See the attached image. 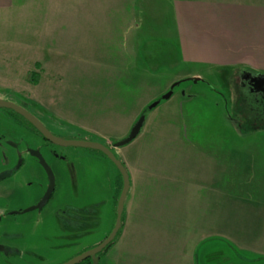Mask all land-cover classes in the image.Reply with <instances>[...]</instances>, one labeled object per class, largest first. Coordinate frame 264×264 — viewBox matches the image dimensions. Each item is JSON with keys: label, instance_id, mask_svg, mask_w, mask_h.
<instances>
[{"label": "rangeland", "instance_id": "obj_1", "mask_svg": "<svg viewBox=\"0 0 264 264\" xmlns=\"http://www.w3.org/2000/svg\"><path fill=\"white\" fill-rule=\"evenodd\" d=\"M100 1L98 8L94 0L88 6L81 0H15L0 13V97L29 94L50 130L110 146L127 168L121 230L98 264H264V104L254 101L257 95L236 68L180 59L173 16L178 0H145L153 4L151 13L137 0L134 15L132 0H120L119 8ZM132 20L143 24L135 31V61L127 62L119 46L134 30L117 25ZM197 73L201 79L192 80ZM245 100L259 114L255 118ZM141 114L138 135L114 147ZM70 152L72 159L54 162L55 188L45 207L0 227V264H61L111 230L117 169L97 150L67 147ZM145 166L156 184L143 189ZM175 166L195 167L191 172L203 185L192 193L200 204L177 201L184 196L177 183L159 185L165 178L160 169L174 173ZM205 183L222 187L206 190ZM240 183L241 189H227ZM165 187L170 197L161 194ZM201 234L231 243H210L200 252Z\"/></svg>", "mask_w": 264, "mask_h": 264}, {"label": "crops", "instance_id": "obj_2", "mask_svg": "<svg viewBox=\"0 0 264 264\" xmlns=\"http://www.w3.org/2000/svg\"><path fill=\"white\" fill-rule=\"evenodd\" d=\"M141 1L143 3L141 5L146 7L149 13H151L150 9L153 4H149L147 1L144 2L145 0ZM14 2L15 0H0V13L9 11L13 7ZM81 2H84L85 6H88V0H81ZM94 3H96L98 8L101 6L100 0L98 2L94 0ZM112 3L113 7L117 8L121 5L120 0H112ZM132 3L134 9L132 13L134 15L137 0H132ZM158 12V14H161L160 7L158 8ZM173 14L177 46L179 47L181 60L193 61L194 63L207 65L218 70L236 68L241 72L240 79L244 86V79H248V76L251 78L252 76L264 74V0H178L175 3ZM122 23L119 22V25H117L118 29L134 30V32L132 37L122 39L123 43L119 46L120 51L121 49L124 51V56H126L124 61H135L137 45L135 31L143 23L139 24L135 20ZM28 27L35 29V24H29ZM122 36L126 35L123 34ZM31 61L34 63L33 67H35V62L37 63V61L35 59ZM29 71L35 72V69L26 70V72ZM193 77L200 78L201 76L197 73ZM252 92L257 95L253 98L254 101L264 104V93L262 91ZM258 97L259 99H256ZM245 102L246 106L250 107L249 111H251V114L249 116L255 118V115H259L254 112L255 108L252 105H247V100ZM176 167L175 169H170L174 173H168L164 168L160 169L159 173L165 175V178L159 185L170 186L169 183H177L184 195L183 197L176 196L177 201L184 206H190L194 202L200 204V195L192 193L194 190H199L202 184L198 185L195 180L197 178H194V173L191 172L195 167L184 169V171ZM142 173L143 180L142 182L140 181L139 185L143 189L148 187L150 183L156 184L152 182V174L154 172L151 167H143ZM168 174H175V178L168 177ZM242 185V183L238 186L237 184H232L227 189H237V187L241 189ZM204 186L206 190L212 191L221 189L222 187L220 185L215 187L207 183ZM166 189L168 187L159 190L163 192L161 194L170 197L171 195L166 192ZM203 235L201 234V236ZM237 241L238 243H242L240 238ZM210 243L224 245L231 242L222 235H204L197 245L200 252L203 247ZM232 244L235 246L233 242ZM243 244L244 242L240 245L243 246ZM261 255H264V252Z\"/></svg>", "mask_w": 264, "mask_h": 264}, {"label": "flooded vegetation", "instance_id": "obj_3", "mask_svg": "<svg viewBox=\"0 0 264 264\" xmlns=\"http://www.w3.org/2000/svg\"><path fill=\"white\" fill-rule=\"evenodd\" d=\"M32 79H35L34 76L30 78V80ZM32 82L35 84V81ZM246 84H248L247 81ZM251 84L256 90L259 88L262 89L263 87L260 84H256V86L253 83ZM0 99L10 101L20 106L43 123L42 118L44 117H41L43 114L40 113V106L36 101L35 105L33 104L34 101L29 94L22 92H6V95L0 97ZM43 125L45 124L43 123ZM45 127L52 134L62 137V135L54 133L46 125ZM12 136H16L17 138H12ZM62 138L70 139L67 137ZM1 143L6 145L7 150L0 151V177L2 176V178H0V227L8 228L10 225H16L22 215L31 212H40L45 207L49 199H51L55 188L56 174L53 166L55 160L67 161L72 159L75 155H72L71 152L68 154L65 153L67 147L56 145L46 140L22 115L8 108H0V144ZM110 148L112 149V147ZM60 149H64V151ZM37 151L48 165L54 179L53 191L46 203L39 209L37 205L46 192L50 176L46 169L40 164V159L35 154ZM40 169L43 173L44 184L40 181ZM118 175L119 173L117 172L112 185L113 189L115 181L118 180ZM26 209L30 210L25 211ZM109 232L101 240H98L97 243H94L86 249L88 250L96 246L109 234ZM98 255L100 258V253Z\"/></svg>", "mask_w": 264, "mask_h": 264}, {"label": "water", "instance_id": "obj_4", "mask_svg": "<svg viewBox=\"0 0 264 264\" xmlns=\"http://www.w3.org/2000/svg\"><path fill=\"white\" fill-rule=\"evenodd\" d=\"M249 78L250 77L248 76V79L247 78L244 79L245 85H250V87H251V85H252L251 83H253L255 86H256V84H260L263 86L262 89L259 88L258 90H256V89H254V87L252 85V91H254V92L262 91L264 93V74L252 76L250 79ZM200 79L201 78H199V77L192 78V80H194V81H197ZM246 81L248 84H246ZM176 84H177V82L174 83L171 86V88ZM170 95H171V90L168 91L167 93H165L161 98L167 99L170 97ZM159 100H155V101L151 102L148 105L147 109H151L154 106H156L159 103ZM0 108L12 109L16 113L22 115L27 121H29V123H31V125H33L34 128H36L39 131V133L46 140H48L49 142H51L53 144L60 145L63 147H81V148H88V149H93V150L99 151L117 169L118 173L120 174V176L122 178V186H121V190H120L119 196L117 198V202H116V209H115L116 214H115V219H114V224H113L112 229L110 230L109 234L100 243H98L96 246H94V247L80 253L79 255H76L75 257L61 263V264H77L86 258H90L91 264H98V260H99L98 254L115 239L119 229L121 228L122 214L124 211V204H125V200H126L128 192H129V188H130V178H129V174H128L126 166L121 161V159L115 155L113 150L105 144H102V143H99L96 141H91V140L65 139V138L56 136V135L52 134L45 127V125H43L42 122H40L38 119H36L34 116H32L29 112H27L26 110H24L20 106L12 103L10 101H5V100L0 99ZM144 120H145L144 114H141L138 117V119L134 122V124L131 126L128 135L126 137H124L123 139H120L119 141H116L115 143H113V146L114 147H121L123 145L130 143L138 135L141 127L144 124ZM35 154L40 159V164L46 169L47 173H49V176H50L49 177V185L46 189V192L44 193L42 199L40 200V202L37 205V208L39 209L46 203L51 192L53 191L54 179H53V175L51 173V170L49 169L48 165L44 161L41 154L38 151L35 152ZM0 178H2V176ZM28 210H30V209H26L25 211H28ZM1 249H2V246H0V250Z\"/></svg>", "mask_w": 264, "mask_h": 264}, {"label": "trees", "instance_id": "obj_5", "mask_svg": "<svg viewBox=\"0 0 264 264\" xmlns=\"http://www.w3.org/2000/svg\"><path fill=\"white\" fill-rule=\"evenodd\" d=\"M105 157V156H104ZM121 186H122V178H121V176H120V174L118 175V180L117 181H115V184H114V189H113V202H112V204H113V210H112V212H113V221H112V226H111V229H112V227H113V224H114V219H115V214H116V202H117V198H118V196H119V193H120V190H121ZM123 213H124V211H123ZM122 219H123V214H122ZM121 226H122V224H121ZM120 230H121V228L119 229V231H118V233H117V235H116V237H115V239L108 245V246H106V248H104L101 252H100V255H101V253L103 252V251H105V250H107L114 242H115V240L117 239V237L119 236V233H120ZM85 262H86V264H91V260L88 258V259H85Z\"/></svg>", "mask_w": 264, "mask_h": 264}]
</instances>
